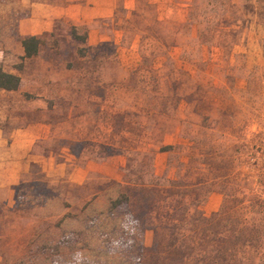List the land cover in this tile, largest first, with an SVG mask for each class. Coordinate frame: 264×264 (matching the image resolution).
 Segmentation results:
<instances>
[{
	"label": "rangeland",
	"instance_id": "obj_1",
	"mask_svg": "<svg viewBox=\"0 0 264 264\" xmlns=\"http://www.w3.org/2000/svg\"><path fill=\"white\" fill-rule=\"evenodd\" d=\"M114 3L54 22L18 72L29 10L0 0L8 127L48 124L34 151L66 163L0 203V264H264V0Z\"/></svg>",
	"mask_w": 264,
	"mask_h": 264
},
{
	"label": "crops",
	"instance_id": "obj_2",
	"mask_svg": "<svg viewBox=\"0 0 264 264\" xmlns=\"http://www.w3.org/2000/svg\"><path fill=\"white\" fill-rule=\"evenodd\" d=\"M20 4L29 10V15L17 23L20 37L48 32L58 20L78 25L106 19L113 14L115 6L114 0H59L58 3L20 0ZM20 55H23V50ZM3 70L18 75L12 69ZM14 92L16 91L0 89V93ZM10 106L8 101L0 103V203L8 205L13 202L14 186L21 182L22 176L29 172L33 164H37L45 172L57 173H62L66 166L65 162L55 163L52 156L40 155L34 151L35 144L48 137V124L29 123L24 127H8L10 117L7 110ZM96 168L91 162L83 167L75 166L68 174V179L72 183L82 184L88 174Z\"/></svg>",
	"mask_w": 264,
	"mask_h": 264
},
{
	"label": "trees",
	"instance_id": "obj_3",
	"mask_svg": "<svg viewBox=\"0 0 264 264\" xmlns=\"http://www.w3.org/2000/svg\"><path fill=\"white\" fill-rule=\"evenodd\" d=\"M70 33L72 38L81 44L86 42L87 32L85 30L82 35H79L76 32V28L72 27ZM19 41L23 50V55L19 57L20 64L16 67L17 71H21L23 61L31 59L37 55L43 40L38 35H29L20 37ZM20 87L21 78L18 75L5 72L0 66V89L5 91H18Z\"/></svg>",
	"mask_w": 264,
	"mask_h": 264
}]
</instances>
